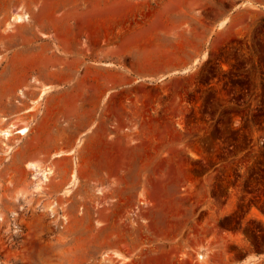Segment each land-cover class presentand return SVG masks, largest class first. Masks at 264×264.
Listing matches in <instances>:
<instances>
[{
    "label": "rangeland",
    "instance_id": "rangeland-1",
    "mask_svg": "<svg viewBox=\"0 0 264 264\" xmlns=\"http://www.w3.org/2000/svg\"><path fill=\"white\" fill-rule=\"evenodd\" d=\"M0 60V264L264 250V0H0ZM101 60L127 78L97 82Z\"/></svg>",
    "mask_w": 264,
    "mask_h": 264
},
{
    "label": "crops",
    "instance_id": "crops-1",
    "mask_svg": "<svg viewBox=\"0 0 264 264\" xmlns=\"http://www.w3.org/2000/svg\"><path fill=\"white\" fill-rule=\"evenodd\" d=\"M222 21H225V20H222ZM222 21H220V22H222ZM220 24V23H219ZM68 25V24H67ZM63 33H65L64 35H63V40H66V35H68V37L69 38H75V36H76V31H75V29L73 28V26H71V25H69L68 27H64V30L62 31ZM144 33V31L143 30H138V31H136V36H140V35H142ZM131 37L132 36H130V37H128L129 39H131ZM119 38V41L120 42H125L126 40H128V38H126L125 40H124V38H125V34H124V32H123V34L121 35V36H119L118 37ZM113 53V52H112ZM115 53V54H114ZM113 54L115 55H113V59H116L117 58V55H118V57H119V54H118V52L117 51H115ZM111 54V51L109 50V49H106V48H104L103 50H102V57L103 58H105V57H107V56H109ZM207 57V52L204 54V57L203 58H206ZM136 59H137V66H136V71L137 72H139V73H145L146 71H148L149 69H145L143 66L145 65V64H154V63H159V62H162V61H168L169 59H171V55H169V54H162L160 57H157L156 58V60L155 59H151V58H148L147 56H145V55H143V54H137L136 55ZM197 61V60H196ZM195 61V62H196ZM194 62V63H195ZM101 63H103V64H106V65H108L107 66V72H102V73H99V72H96L95 73V77H96V81L97 82H99V81H101V80H105V81H108V80H110V81H113V82H117V83H119V82H121L122 80H124V79H126L127 78V74H126V72H124V70L123 69H121L120 67H118L117 66V64L115 63V61L113 62V61H105V60H101ZM139 65H141V66H139ZM93 67V66H92ZM186 68V67H185ZM184 68V69H185ZM97 69H101V70H103L102 69V67H98V66H96L95 67V70H97ZM91 76H93V75H91ZM102 76V77H101ZM100 77V78H99ZM97 85H98V83H97ZM139 91H140V94L142 95V97H144L143 96V92H142V90L140 89V87H139V89H138ZM121 107H122V102H121V98H119V99H116V98H114L113 99V103H112V108H113V110H115V111H117V113L118 114H121V111H120V113H119V110L121 109ZM136 108H138L139 106L138 105H136L135 106ZM108 110V109H107ZM138 113H139V111H138V109L136 110ZM98 132V131H97ZM88 139H89V141H88V144H90V145H98V144H100V142L102 141V137H101V135H99V133H98V135H91V136H89L88 137ZM120 148H125V142L124 141H122V139H120V140H118L117 142H115ZM203 252H205V253H207V256L208 257H206V260H204L203 262H200V261H198L199 262V264H209V254H210V251L209 250H205V251H203ZM241 257V259L239 260V262H237V263H233V264H249V262H253V260L254 259H263L264 258V250H262V249H258V248H255V249H249V250H246V252H245V254L244 255H242V256H240Z\"/></svg>",
    "mask_w": 264,
    "mask_h": 264
},
{
    "label": "bare ground",
    "instance_id": "bare-ground-1",
    "mask_svg": "<svg viewBox=\"0 0 264 264\" xmlns=\"http://www.w3.org/2000/svg\"><path fill=\"white\" fill-rule=\"evenodd\" d=\"M43 5L42 6H40V9L39 10H37L36 12H49V8L47 7V3L45 2V3H42ZM13 21H15L16 23H21V22H25V21H30V15L28 14V13H24L23 15H21V14H18V15H16V17H14L13 19H12ZM56 21H59L60 20V18H56L55 19ZM223 24V23H222ZM0 62H1V60H0ZM144 67V66H143ZM145 68V67H144ZM26 90L27 89H22V90H20V93H21V95L22 96H24L25 94H26ZM141 90H143V93L145 94V98H147V97H149V96H151L153 93L150 91V90H147V89H145V88H143V87H141ZM48 92V87L46 86V87H43L42 88V91H41V93H40V95H39V98H42L46 93ZM28 131V128L27 127H23V128H21V129H18L17 130V132H20V133H22V134H25L26 132ZM0 133L1 134H3L4 135V137H6V138H8L9 137V135L12 133V130L10 129V128H0ZM64 151H60V152H57L56 154L57 155H60V154H62ZM44 174H46L45 173V171L43 172ZM73 181V180H72ZM70 185V184H69ZM71 185H72V183H71ZM71 187V186H70ZM69 187V188H70ZM69 188H68V190L67 189H65V191H66V194H67V192L69 191ZM70 191H71V189H70ZM65 193V192H64ZM208 253V252H207ZM207 253H205V252H201V251H199L198 252V260L199 261H203V260H205L206 259V257H208L207 256ZM108 256H109V253H106L105 255H104V259H108ZM111 256V255H110ZM114 256L115 257H117L118 259H120V261H121V263H125V262H127V261H129L131 258L130 257H128V256H125V255H123L122 253H120V252H115L114 253ZM113 256V257H114Z\"/></svg>",
    "mask_w": 264,
    "mask_h": 264
}]
</instances>
